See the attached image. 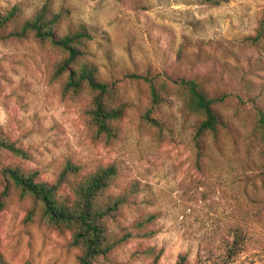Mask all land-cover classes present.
<instances>
[{"label":"rangeland","instance_id":"rangeland-1","mask_svg":"<svg viewBox=\"0 0 264 264\" xmlns=\"http://www.w3.org/2000/svg\"><path fill=\"white\" fill-rule=\"evenodd\" d=\"M0 0V14L20 4L31 17L45 3L69 12L62 32L85 24L93 34L90 59L115 84L129 109L120 138L105 144L88 126L90 97L65 94L55 79L58 54L30 40H0V133L27 158L0 153L8 165L52 182L68 161L92 171L115 164L110 193L128 195L118 222L131 229L155 215L151 239L134 237L97 264H264V177L253 119L264 109V41L253 43L264 0ZM197 80L223 97L226 127L199 158L192 140L195 119L179 98L162 106L159 126L143 119L148 82ZM4 181L0 173V193ZM32 206L13 192L0 211V251L7 264H79L71 235L26 222Z\"/></svg>","mask_w":264,"mask_h":264},{"label":"trees","instance_id":"trees-1","mask_svg":"<svg viewBox=\"0 0 264 264\" xmlns=\"http://www.w3.org/2000/svg\"><path fill=\"white\" fill-rule=\"evenodd\" d=\"M203 5L219 6V0H197ZM69 12H56L47 2L31 17H25L22 5L17 4L0 14V40H34L48 46L58 54L53 77H65L63 91L77 97H90L88 126L93 139L105 144L116 142L121 135V123L129 109L115 84L100 77L98 66L90 59L89 44L93 34L85 24L62 32V25ZM253 43L264 41V12L255 34L249 38ZM148 82L149 108L143 119L159 126L161 108L171 96L179 98L186 115L195 119L192 140L199 158H204L210 141L218 142L226 127L220 111L223 97H212L197 80L181 79L167 81L136 76ZM253 132L261 146V175L264 177V109H257L253 119ZM0 153L27 158L23 147L17 146L0 133ZM4 188L0 193V211L15 191L21 199H30L32 206L26 216L31 223L36 218L41 224L71 235L70 247L79 249V264H97L108 258L117 248L138 236L151 239L155 215L139 218L131 229L122 228L118 222L122 208L127 205L128 195L110 193L119 176L115 164L101 165L92 171L68 160L52 182L42 180L37 172L27 171L18 165L2 169ZM150 264H159L161 253L150 249ZM0 264H7L0 251ZM178 264H187L181 257Z\"/></svg>","mask_w":264,"mask_h":264}]
</instances>
